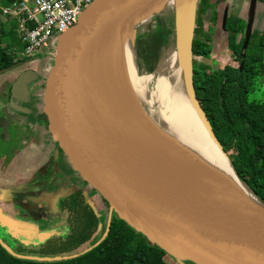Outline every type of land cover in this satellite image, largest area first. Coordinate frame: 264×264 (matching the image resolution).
<instances>
[{
	"label": "water",
	"instance_id": "obj_1",
	"mask_svg": "<svg viewBox=\"0 0 264 264\" xmlns=\"http://www.w3.org/2000/svg\"><path fill=\"white\" fill-rule=\"evenodd\" d=\"M167 5L178 7L179 65L188 100L230 160L211 128L194 83L198 0H96L58 39L42 98L53 140L74 172L108 204L107 227L92 246L59 257L79 256L97 246L107 237L116 213L157 245L183 250L205 263L264 264V203L170 164L160 144L137 138L124 123L123 115L129 113L118 83L117 48L136 24ZM18 65L1 68L0 74ZM38 77L37 71L27 69L13 82V109L26 111L19 102L28 100L30 84ZM103 81L114 92L113 100L105 95ZM11 125L8 116H0V128L7 131ZM0 242L5 246L1 238Z\"/></svg>",
	"mask_w": 264,
	"mask_h": 264
},
{
	"label": "trees",
	"instance_id": "obj_2",
	"mask_svg": "<svg viewBox=\"0 0 264 264\" xmlns=\"http://www.w3.org/2000/svg\"><path fill=\"white\" fill-rule=\"evenodd\" d=\"M12 1L4 0L3 4ZM212 5V12L216 13V4ZM208 8L207 4L197 8L196 24ZM157 23L158 27L154 29L153 24ZM157 23L153 22L136 39L134 55L139 73L143 67L153 72L164 49L173 44L172 30L165 27L163 17ZM15 26L14 21L0 23V69L18 61L13 48L3 45V41L14 34ZM223 29L227 33L228 48L238 65L220 64L215 69L203 66L198 70L194 66L196 92L233 169L244 186L264 203V98L250 97L257 84L264 86V28L261 31L253 29L249 33L246 21L230 13L224 19ZM207 42L196 38L195 29L194 56L210 58L212 45L211 41ZM88 188L92 187L83 180L73 192L59 195L54 206L48 205V217L55 218L51 214L59 217L67 230L53 235L44 243L28 244L0 225V238L5 244L0 242V264H166L157 244L116 213L102 242L79 256L60 258L92 246L106 231L108 217L102 223ZM101 198L108 208L105 199ZM50 257L56 259H41Z\"/></svg>",
	"mask_w": 264,
	"mask_h": 264
},
{
	"label": "rangeland",
	"instance_id": "obj_3",
	"mask_svg": "<svg viewBox=\"0 0 264 264\" xmlns=\"http://www.w3.org/2000/svg\"><path fill=\"white\" fill-rule=\"evenodd\" d=\"M4 0H0V4H3ZM215 3L216 13L212 12ZM205 4L209 6L208 11L204 16L197 22L196 24V38L200 40H204L205 42L211 41L212 45V54L210 58L203 57L202 55L194 56V66L196 70L203 66H210V69L218 68L221 65L231 64L234 66L238 65V62L233 58L232 52L228 48L227 44V33L223 29L224 25V17L227 14L235 13L237 15H241V17L246 21V26L250 29L249 33L253 29H260V31L264 28V3L261 0H205V2H201L198 0V8H202ZM177 13L178 7L175 5L168 6L167 8L158 11L153 14L149 19L136 24L133 28L132 38L134 40V49L136 47L135 40L138 35L147 29L153 22H159V18L163 17L165 21V27L172 30L173 44L170 48L164 49L161 54V59L157 68L153 72H148L146 68L142 69L140 75H149L153 74V78L147 82V90L149 92H153L156 89L157 80L160 76L166 77L170 82H172L177 88L180 85V80L178 76L179 65V52H178V44H177ZM154 29H157L158 23L153 24ZM153 29V31H154ZM249 36L247 35V38ZM207 42V43H208ZM38 57L32 58L30 61V65L35 69L40 70V64L37 60ZM135 59V57H134ZM54 64V59L50 61V65ZM51 68V67H50ZM48 69V71L50 70ZM146 71H145V70ZM47 71V70H46ZM47 71V72H48ZM8 72H3L0 74V97L4 98L3 94L5 90L10 85V82L5 83L3 79L8 76ZM2 81V83H1ZM43 86L41 87L42 90ZM103 88L106 92V96L111 100L114 99V92L110 91V88L106 86V83L103 81ZM122 98L125 104L128 106V115L124 116V123L127 128L130 130L132 134H134L137 138L143 139L147 137L150 141H154L157 144H160L163 149L167 147V144L153 132L150 125L144 119L142 112L136 106V104L129 98L128 94L125 91H122ZM43 97V96H42ZM251 98L263 99L264 98V86L257 84L255 91L250 95ZM43 100V98H42ZM9 104V103H8ZM11 106V104H9ZM115 105V103H114ZM160 107V104L154 102L153 108ZM144 108L146 111H150L149 105L144 104ZM1 113V111H0ZM121 113V112H120ZM2 115V114H1ZM0 156L2 153L6 154L10 148H12L11 144L8 142L10 134H12L13 128H8L7 131L0 128ZM230 148V145H229ZM176 157V156H175ZM177 158V157H176ZM178 159V158H177ZM180 160V159H178ZM73 169V168H72ZM74 172V170H73ZM74 174H76L74 172ZM77 175V174H76ZM238 176V175H237ZM239 178V177H238ZM77 179L81 180V178L77 175ZM241 181V179L239 178ZM89 194L91 195V202L94 205L96 211L98 212L99 217L104 223L105 219L108 217V208L104 201L102 200L99 193L92 189L88 188ZM45 214V213H44ZM49 216V214H47ZM51 216H55L53 218V226L49 227L48 223L50 219L45 222L42 221L40 224L39 230H31V231H17L12 230L11 232L18 237L19 239L25 240L28 244L39 245L41 243L46 242L49 238L53 237V235L65 233L67 230L65 222H61V219L56 215L51 214ZM47 224L46 226H44ZM101 233V232H100ZM158 247V252L160 256L164 259L166 264H177L176 261L173 260V257L179 258L180 261L184 260L187 264L190 263V259L195 261L196 263L204 262L194 255L174 248L172 246L165 245H156ZM189 261V262H187Z\"/></svg>",
	"mask_w": 264,
	"mask_h": 264
},
{
	"label": "crops",
	"instance_id": "obj_4",
	"mask_svg": "<svg viewBox=\"0 0 264 264\" xmlns=\"http://www.w3.org/2000/svg\"><path fill=\"white\" fill-rule=\"evenodd\" d=\"M42 92L39 87L32 99L19 102L24 112L7 107L0 97L2 115L9 117L13 128L8 139L12 148L0 156V225L9 231L39 230L49 219L52 227L48 205L54 206L59 195L73 192L81 183L41 121Z\"/></svg>",
	"mask_w": 264,
	"mask_h": 264
},
{
	"label": "bare ground",
	"instance_id": "obj_5",
	"mask_svg": "<svg viewBox=\"0 0 264 264\" xmlns=\"http://www.w3.org/2000/svg\"><path fill=\"white\" fill-rule=\"evenodd\" d=\"M168 6L171 5L165 7ZM132 37L131 34L125 42L120 43L116 51L118 83L140 109L153 132L167 144L163 155L170 164L186 167L200 179L256 199L239 180L230 160L213 138L206 121L192 108L186 94L182 68L178 69V88L166 77L160 76L156 89L149 92L147 82L153 78V74L138 73ZM154 102L160 104V107L154 109ZM146 103L150 107L149 112L144 108Z\"/></svg>",
	"mask_w": 264,
	"mask_h": 264
},
{
	"label": "built area",
	"instance_id": "obj_6",
	"mask_svg": "<svg viewBox=\"0 0 264 264\" xmlns=\"http://www.w3.org/2000/svg\"><path fill=\"white\" fill-rule=\"evenodd\" d=\"M95 1L14 0L0 4V23H16L14 34L3 45L13 48L17 58L38 57L47 75L58 39L78 23L83 11Z\"/></svg>",
	"mask_w": 264,
	"mask_h": 264
},
{
	"label": "flooded vegetation",
	"instance_id": "obj_7",
	"mask_svg": "<svg viewBox=\"0 0 264 264\" xmlns=\"http://www.w3.org/2000/svg\"><path fill=\"white\" fill-rule=\"evenodd\" d=\"M233 14H235V13H233ZM227 15H230V14H227ZM226 15V16H227ZM237 15V14H236ZM238 17H241V15H237ZM225 18V17H224ZM242 18V17H241ZM243 19V18H242ZM244 20V19H243ZM243 36V34L242 35H240V37H242ZM30 61H31V59H23V58H18V61H17V63H19L20 65H18L16 68H14L13 70H11V71H8V76L6 75V80H4V84L5 83H8V82H10V85H9V87L7 88V90H5V92H4V94H3V96H4V105H6L7 107L8 106H10L9 104H11L10 103V101H11V87H12V84H13V82L17 79V77L23 72V71H25V70H27V69H32V70H34V71H37L38 72V74H39V77H38V79L35 81V82H33V83H31L30 84V95H29V99H32L31 98V96L32 95H34V92L36 91V89H39V87L41 88L42 86H43V91H44V88H45V85H44V82H45V79H46V74H44V70L40 67V70L39 69H35L33 66H31L30 65ZM16 64V63H15ZM39 64H40V62H39ZM42 95H43V92H42ZM21 102V101H20ZM25 102H27V101H25ZM9 103V104H8ZM21 103H24V102H21ZM11 107V106H10ZM1 111V110H0ZM3 112H4V108L2 109V111H1V113H0V116H2L1 114H3ZM45 115H44V113H43V111H42V114H41V121H43V124L45 125ZM47 119V118H46ZM48 126V125H47ZM49 129V128H48ZM49 133H50V131H49ZM50 136H51V138L53 139V137H52V135L50 134ZM54 141V140H53ZM55 142V141H54ZM56 143V142H55ZM56 145H57V147H58V149L60 150V147H59V145L56 143ZM61 151V150H60ZM62 153H63V151H61ZM81 178V177H80ZM83 181V179L81 178V182ZM85 181V180H84ZM173 260L174 261H176L177 262V264H187L184 260H182V261H180L179 260V258H177V257H173ZM187 262H189V261H187ZM190 263H192V264H211V263H204V262H195V261H193V260H191L190 259Z\"/></svg>",
	"mask_w": 264,
	"mask_h": 264
}]
</instances>
